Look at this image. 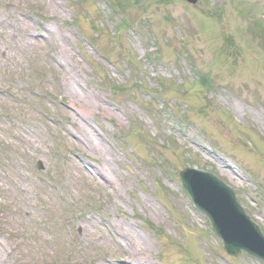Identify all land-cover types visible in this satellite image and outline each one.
<instances>
[{
	"label": "rangeland",
	"instance_id": "obj_1",
	"mask_svg": "<svg viewBox=\"0 0 264 264\" xmlns=\"http://www.w3.org/2000/svg\"><path fill=\"white\" fill-rule=\"evenodd\" d=\"M186 166L264 233V0H0V264H264Z\"/></svg>",
	"mask_w": 264,
	"mask_h": 264
},
{
	"label": "water",
	"instance_id": "obj_2",
	"mask_svg": "<svg viewBox=\"0 0 264 264\" xmlns=\"http://www.w3.org/2000/svg\"><path fill=\"white\" fill-rule=\"evenodd\" d=\"M180 180L194 205L208 217L230 255H238L243 250L264 261V236L245 214L229 186L211 173L192 167L180 171Z\"/></svg>",
	"mask_w": 264,
	"mask_h": 264
},
{
	"label": "trees",
	"instance_id": "obj_3",
	"mask_svg": "<svg viewBox=\"0 0 264 264\" xmlns=\"http://www.w3.org/2000/svg\"><path fill=\"white\" fill-rule=\"evenodd\" d=\"M124 27V24H122V28ZM200 80H202V84L204 85L203 87L205 88V89H208L209 90V87H208V81L205 79V78H203V79H200Z\"/></svg>",
	"mask_w": 264,
	"mask_h": 264
},
{
	"label": "bare ground",
	"instance_id": "obj_4",
	"mask_svg": "<svg viewBox=\"0 0 264 264\" xmlns=\"http://www.w3.org/2000/svg\"><path fill=\"white\" fill-rule=\"evenodd\" d=\"M137 246L141 247L143 245V241L138 239V241L135 243Z\"/></svg>",
	"mask_w": 264,
	"mask_h": 264
}]
</instances>
